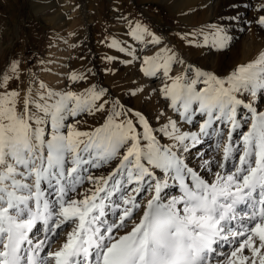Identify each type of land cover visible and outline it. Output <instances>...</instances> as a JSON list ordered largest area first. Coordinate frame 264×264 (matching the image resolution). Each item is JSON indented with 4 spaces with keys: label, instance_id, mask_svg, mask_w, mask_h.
Listing matches in <instances>:
<instances>
[{
    "label": "snow or ice",
    "instance_id": "obj_1",
    "mask_svg": "<svg viewBox=\"0 0 264 264\" xmlns=\"http://www.w3.org/2000/svg\"><path fill=\"white\" fill-rule=\"evenodd\" d=\"M257 22L264 25V16ZM146 31L137 25L132 34L142 39ZM209 35L215 47L229 46L231 37L223 27ZM153 42L159 43V37ZM175 59L174 53L147 57L143 70L149 76L163 71L171 81L163 95L186 121L197 110L207 117L200 133L208 135L217 121L231 125L225 162L240 151L232 141L241 127L238 107L251 114L239 166L216 172L211 182L179 154L189 151L184 143L189 138L193 147L200 141L195 132L181 133L175 120L160 129L175 141L171 145L160 144L140 113L142 133L132 119L118 120L124 113L115 105L104 123L80 130L76 117L104 112L105 90L49 89L33 95L29 85L21 98L19 90L9 88V81L19 80V61L0 73V264H264V111L253 104L264 96V51L226 77L201 69L193 73L191 67L173 76ZM71 79L83 77L73 73ZM243 93L253 99L246 102ZM113 160L118 163L107 177L89 173ZM85 180L97 187L82 199L69 196ZM169 180L178 183L179 196L162 195ZM145 191L150 198L139 200ZM117 192L121 202L111 199ZM239 205L249 210L238 215ZM65 225L74 227L62 246L41 256L50 247L45 242L51 240L49 233L57 235ZM41 231L44 238L36 239ZM223 244L235 247L218 252Z\"/></svg>",
    "mask_w": 264,
    "mask_h": 264
},
{
    "label": "rangeland",
    "instance_id": "obj_2",
    "mask_svg": "<svg viewBox=\"0 0 264 264\" xmlns=\"http://www.w3.org/2000/svg\"><path fill=\"white\" fill-rule=\"evenodd\" d=\"M183 1L14 0L12 5L7 0H0V3L4 2V6L11 8L5 9L8 16L5 24L13 27L11 31L9 29L4 33L6 37L3 44L0 42V73L7 71L11 62L10 54L18 51L20 53L15 54L13 61L21 60L22 55H26L25 67L24 62H19V71L24 70L23 75L26 77L9 81V88L19 90L21 98L29 85L33 95L49 89L78 94L86 93L92 88L97 91L105 90L102 100H107L108 104L104 112L83 113L76 117L80 130H91L104 123L115 105L117 111L124 113L118 120L132 119L137 131L142 133L143 125L136 115L140 113L147 119L160 144L171 145L175 141L160 129L169 120H175L181 133L195 132L200 141L193 147L189 138L184 142L189 145V151L181 149L179 154L188 167L211 182L216 172L225 174L239 166L237 157L242 152V134L248 130L249 124L245 121L250 120L251 114L243 106L238 107L237 118L241 127L232 133V141L240 151H234L232 157L225 162L223 148L228 143L227 133L231 130V125L217 121L208 130V135L200 133V125L207 117L197 110L191 116V122H188L177 113L162 91L164 85L171 81L163 75L162 70L154 76L147 75L143 70L146 66L144 60L156 57L157 54L166 56L174 53L176 59L172 64L173 76L182 74L191 67L193 73L196 69H201L226 77L238 65L256 59L264 51V25L257 22L264 16V0H218L217 4L214 3L216 0H191L187 4L182 3ZM115 8L119 9L120 14H115ZM29 18L34 20L35 28L42 29L37 39L26 33L29 27L25 25L29 23ZM4 25L0 23V29ZM137 25L147 29L142 39L132 34ZM24 26L26 29H23ZM216 26L223 27L231 37L229 46L224 49L212 44L209 33ZM18 29L21 30L22 39L17 45H13H20L15 50L9 40L12 35H16ZM205 36H208L207 43ZM154 37H159V43L153 42ZM20 43H23V48ZM28 52H34L35 56L29 57ZM8 69L11 71L10 67ZM73 73L83 79L73 81ZM41 82L45 86L43 89L40 88ZM239 95L246 102L253 99L246 93ZM253 104L258 111H264V96H258ZM117 163L118 160H113L102 167L89 168V173L94 177H107ZM219 164H224V168L218 167ZM156 171L161 174L160 170ZM169 185L162 195L181 194L178 183L169 180ZM96 187L95 182L85 180L77 185L75 193L69 192V196L82 199ZM150 195L145 191L138 199L146 201ZM120 198L119 192L111 197L117 202H121ZM111 209L109 204L106 208L109 221L115 219ZM241 210L249 209L239 205L238 215H242ZM72 227L65 225L57 229V235L49 233L51 240L45 242L50 247L45 248L41 256L48 251L58 250ZM43 238L42 231L37 233L36 239ZM234 247L235 245L223 244L218 252L230 253ZM245 254H248L247 249Z\"/></svg>",
    "mask_w": 264,
    "mask_h": 264
},
{
    "label": "crops",
    "instance_id": "obj_3",
    "mask_svg": "<svg viewBox=\"0 0 264 264\" xmlns=\"http://www.w3.org/2000/svg\"><path fill=\"white\" fill-rule=\"evenodd\" d=\"M8 1V3H11L12 5H14L13 4V2H14V0H7ZM11 9V8H8V7H6V6H4V2H1L0 3V23H2L3 25L5 24V18H7L8 19V16H7V11L5 10V9ZM5 12V13H4ZM25 21H27V20H25ZM28 21H29V23H27L25 26H28L29 28H28V30H26V33H27V35L29 34V35H32L33 37H35L36 39L38 38V37H40V32H42V29L40 30L39 28H35L36 26H34V24H35V22H33L34 20H32L31 21V19L29 18L28 19ZM22 23V22H21ZM24 26V28L23 29H26V27ZM12 26L10 25V26H8V25H4V28H2V29H0V30H2V31H0V42L3 44V41H4V39H5V37H4V33L5 32H7L6 30H9L10 29V31L12 30ZM21 30L20 29H18V32L16 33V35H12L11 36V39L9 40L10 42H12V43H10L12 46L15 44V45H17V43L19 42V41H21V35H20V32ZM9 32V31H8ZM24 33V32H23ZM24 35H25V33H24ZM21 44V46H22V44L23 43H20ZM20 46V45H19ZM19 46L18 47H14L13 46V48L16 50V49H18L19 48ZM22 48H23V46H22ZM18 52V51H17ZM17 52H12L11 54H10V56H9V59H10V61L11 62H9V64H8V67H7V71H9L10 72V69H8L9 67H10V65H11V63H12V61H13V59H15V54H19V53H17ZM27 55L29 56V57H34L35 56V53L34 52H28L27 53ZM17 61H19V62H24V64H23V67H25V65H26V61H27V59H26V55L25 54H23L22 55V58H21V60L20 59H18ZM23 72H24V70H22L21 69V71H18L17 72V75L19 76V77H21L22 79H24L25 77H26V75L24 74L23 75Z\"/></svg>",
    "mask_w": 264,
    "mask_h": 264
},
{
    "label": "bare ground",
    "instance_id": "obj_4",
    "mask_svg": "<svg viewBox=\"0 0 264 264\" xmlns=\"http://www.w3.org/2000/svg\"><path fill=\"white\" fill-rule=\"evenodd\" d=\"M89 1V0H88ZM186 2V4L188 3V2H192L191 0H184L182 3H185ZM214 3L215 4H217L218 3V0H216V1H214ZM128 4V3H127ZM185 4V5H186ZM115 9H117V12H115V14H120V11H119V9L118 8H115ZM235 12V11H234ZM128 14V13H127ZM129 15V14H128ZM118 16V15H117ZM135 16V15H134ZM235 17V16H234ZM44 236V234H43V231H42V237Z\"/></svg>",
    "mask_w": 264,
    "mask_h": 264
}]
</instances>
